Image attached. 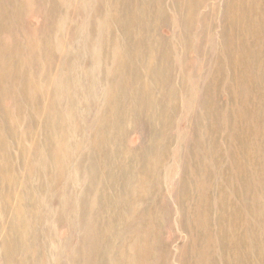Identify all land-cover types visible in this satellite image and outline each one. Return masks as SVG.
Listing matches in <instances>:
<instances>
[{
    "label": "rangeland",
    "instance_id": "1",
    "mask_svg": "<svg viewBox=\"0 0 264 264\" xmlns=\"http://www.w3.org/2000/svg\"><path fill=\"white\" fill-rule=\"evenodd\" d=\"M244 1L0 0V29L11 30L0 32V135L2 120L15 134L12 160L0 163L12 169L0 264H83L102 201L165 152L169 188L164 170L153 195L163 264L187 261L196 240L177 199L186 172L216 190L231 144L248 137L264 186V55L253 53L264 51V0H253L254 19L238 12ZM231 13L250 35L239 44L225 39ZM20 72L35 81L25 101ZM240 171L249 179L253 166Z\"/></svg>",
    "mask_w": 264,
    "mask_h": 264
},
{
    "label": "bare ground",
    "instance_id": "2",
    "mask_svg": "<svg viewBox=\"0 0 264 264\" xmlns=\"http://www.w3.org/2000/svg\"><path fill=\"white\" fill-rule=\"evenodd\" d=\"M237 4L238 12L241 14H249L250 9L254 10L253 0H245L244 3ZM225 16L231 30V34H227L225 38L228 43L239 44L245 41L250 35L244 29L242 17H239L238 13L237 16L233 13ZM259 17V13L254 10L252 18ZM0 32L3 35L11 34L8 27L0 29ZM8 53L11 58V42H9ZM253 53L255 56L264 55V51L259 47H256ZM227 55L232 56L231 49H227ZM11 61L10 59L9 62ZM219 73L222 78L224 73L222 71ZM18 78H20L19 96L24 101L28 100L29 88L35 81L28 79L26 74L23 76L21 72ZM3 82H5L4 75H0V89L7 91L8 89L3 87ZM231 82H234V78H231ZM10 89H13V84H10ZM219 89L222 90V85ZM227 91L230 93L229 89ZM2 121L5 123L1 127L6 137L4 139L0 135V163H5L13 158L12 146L15 134L11 127L7 126L4 120ZM250 143L247 137L243 141H238L236 146L231 144L230 166L221 170L220 183L216 190L210 183L206 184L210 181L208 176L195 181L194 178L192 180V176L185 173L188 176V182L181 185L183 192L177 196V199L185 204L184 210L194 218L190 222V229L193 230L196 240L190 247L187 261L181 260L180 264H251V259L256 260V264H264V201L263 204L261 203L262 198L264 199L261 189L264 186L257 184L256 164L252 161L256 149ZM32 145L33 147L36 145L34 141ZM240 153L245 154L243 162L237 157ZM24 154L25 148H21L18 159H23ZM166 158L165 152L160 160L158 159V162L147 171L140 169L137 171L139 173L133 174L132 178L128 176L120 178L121 187L101 203L105 217L93 223L91 240L88 241L86 248L87 260L83 264H163L158 256V251L163 244L158 241L159 218L153 195L159 187L156 178H159L164 170L165 184L169 188L167 181L170 180V174L166 172V169H162ZM223 163L224 153L220 152L216 165ZM251 164L253 171L247 179L246 173H240V170L243 165L246 167ZM200 170L204 172L203 165L200 166ZM11 171L10 168L4 170L0 165V199L10 195L7 183L10 180ZM24 185L23 183L22 186ZM211 195L213 198L216 197L215 201ZM195 202H198L197 207H194ZM12 212L18 213L16 209ZM82 250L83 246L80 244L77 252ZM78 258L77 264H81Z\"/></svg>",
    "mask_w": 264,
    "mask_h": 264
}]
</instances>
